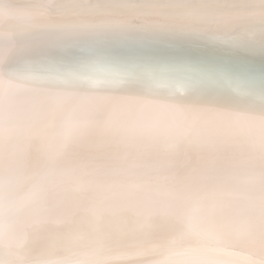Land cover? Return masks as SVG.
Listing matches in <instances>:
<instances>
[{
    "label": "snow or ice",
    "instance_id": "6c2138e0",
    "mask_svg": "<svg viewBox=\"0 0 264 264\" xmlns=\"http://www.w3.org/2000/svg\"><path fill=\"white\" fill-rule=\"evenodd\" d=\"M0 264H264V0H0Z\"/></svg>",
    "mask_w": 264,
    "mask_h": 264
},
{
    "label": "bare ground",
    "instance_id": "6f19581e",
    "mask_svg": "<svg viewBox=\"0 0 264 264\" xmlns=\"http://www.w3.org/2000/svg\"><path fill=\"white\" fill-rule=\"evenodd\" d=\"M10 47L9 38L0 34V58L6 56L7 49Z\"/></svg>",
    "mask_w": 264,
    "mask_h": 264
}]
</instances>
